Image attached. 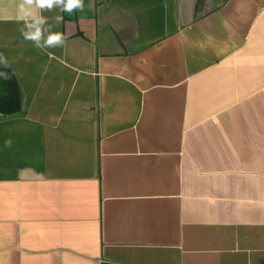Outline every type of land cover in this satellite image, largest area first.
I'll return each instance as SVG.
<instances>
[{
  "label": "crops",
  "instance_id": "crops-1",
  "mask_svg": "<svg viewBox=\"0 0 264 264\" xmlns=\"http://www.w3.org/2000/svg\"><path fill=\"white\" fill-rule=\"evenodd\" d=\"M20 2L0 264H264V0H85L46 50Z\"/></svg>",
  "mask_w": 264,
  "mask_h": 264
},
{
  "label": "clouds",
  "instance_id": "clouds-1",
  "mask_svg": "<svg viewBox=\"0 0 264 264\" xmlns=\"http://www.w3.org/2000/svg\"><path fill=\"white\" fill-rule=\"evenodd\" d=\"M57 8L62 12L73 14L77 11L83 12L85 0H21L16 5L15 18L21 25L20 32L23 38L31 41L34 46L41 50L63 47L68 40L67 31H52L48 24V18L42 15L44 10L51 11ZM57 24L63 23V17H56ZM11 67L10 61L0 52V80H9L14 73L10 74L5 69ZM13 140L7 138L3 142L4 149H10Z\"/></svg>",
  "mask_w": 264,
  "mask_h": 264
},
{
  "label": "trees",
  "instance_id": "trees-1",
  "mask_svg": "<svg viewBox=\"0 0 264 264\" xmlns=\"http://www.w3.org/2000/svg\"><path fill=\"white\" fill-rule=\"evenodd\" d=\"M10 74L14 73L11 67L5 69ZM21 108V93L15 75L9 80H0V113L13 114ZM111 264V263H106Z\"/></svg>",
  "mask_w": 264,
  "mask_h": 264
}]
</instances>
